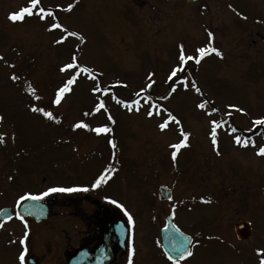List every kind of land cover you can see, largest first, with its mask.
<instances>
[{"label": "rangeland", "instance_id": "1", "mask_svg": "<svg viewBox=\"0 0 264 264\" xmlns=\"http://www.w3.org/2000/svg\"><path fill=\"white\" fill-rule=\"evenodd\" d=\"M174 1L171 10L164 0H0V209L12 214L0 222V264H20L22 249L29 256L33 242L48 238L55 254L76 244L79 231L94 232L89 213L101 199L129 227L127 252L115 264H129L130 252L132 264L264 257V124L255 123L264 119V0ZM25 7L31 14L10 19ZM181 50L192 59L180 62ZM66 64L73 68L61 71ZM78 122L87 127L74 129ZM182 132L185 146L172 148ZM161 185L170 199L159 196ZM70 186L76 193L46 195L57 212L31 227V241L15 215L20 197ZM63 193L75 196L67 207L59 206ZM169 212L193 237L192 255L177 263L159 247ZM244 220L252 230L238 240L234 224ZM34 255L58 264L57 255L35 248Z\"/></svg>", "mask_w": 264, "mask_h": 264}, {"label": "flooded vegetation", "instance_id": "2", "mask_svg": "<svg viewBox=\"0 0 264 264\" xmlns=\"http://www.w3.org/2000/svg\"><path fill=\"white\" fill-rule=\"evenodd\" d=\"M167 5L170 6V9L173 7V3H176L174 0H164ZM172 10V9H171ZM261 42L264 43V39H261ZM64 194V200L63 203H61V206H68V204H71L68 202V200H65L67 198H75L74 195H66ZM40 194H38L39 196ZM41 202H44L45 204H48L49 207V212L48 215L45 219H42L40 221H36L33 217H24L20 214H15L16 216L23 217L21 219L22 221L26 222V226H28L27 232L29 237L31 238V241H33L32 238V231L31 234H29V230H32V228L37 229L39 226H43L49 219L53 217V215L56 214L54 211V207L50 206V203L47 201V198L40 197ZM77 200V199H76ZM53 210L52 213L50 210ZM60 209V208H59ZM90 228L88 230L94 231L93 233L87 232V227L86 229L83 230V234L79 235V240L76 244L74 245H68L64 246L62 250H60L59 254H55L53 251V240L52 238H48L47 242H44L42 245H35L33 242V249H29V256H28V250L25 251V260L27 258L32 259L31 264H41L42 260H38V258L34 255V248L35 251L41 252L42 254L46 255L47 257L50 258V256L57 255L58 258V264H68L69 258H71L73 255H75L76 251L78 249H85L86 256L85 257H80L83 258L82 261H77L80 262V264H91L93 261H95V257H97V250L100 248L105 254L108 251H116L115 255V260L109 264H115L118 261V258L121 257L123 254H125L127 250V244L124 246L123 249H121L122 244L120 243L118 233L116 232V229H118V221L120 220V215L116 213L111 207H109L105 202L103 201H95L93 203V211L90 213ZM80 220V219H79ZM81 221V220H80ZM2 222V221H0ZM83 224V221H81ZM87 222L84 221V225L87 226ZM32 227V228H31ZM63 231L61 232L62 234H65V229H62ZM35 237L39 236L38 234H34ZM24 250V249H22ZM39 250V251H38ZM102 253L101 257L104 256L105 254ZM32 254V255H30ZM24 260V261H25ZM52 260L51 262H53ZM28 264V262H27Z\"/></svg>", "mask_w": 264, "mask_h": 264}, {"label": "snow or ice", "instance_id": "3", "mask_svg": "<svg viewBox=\"0 0 264 264\" xmlns=\"http://www.w3.org/2000/svg\"><path fill=\"white\" fill-rule=\"evenodd\" d=\"M31 4H32V6H36V5L38 4V0H31ZM70 9H71V5H69V10H70ZM41 11H43V9H41ZM24 13H29V14H31V8H30V7L22 8L19 12L11 14V15H10V19L13 20V21H15V20H17V19H20V18H22V16H23ZM41 18L43 19V17H41ZM51 26H52V28H60V27H61V25L58 24V23H54V24H52ZM71 35H76V34H75V33H71ZM209 36H211V33H209ZM81 39H83V37H81ZM209 50L212 51V52H215L218 56L221 55V53H220L217 49H215V48H210V49L200 48V49H198L197 51H198L199 53H201V54H204V53H206V52L209 51ZM185 59L191 60L192 57H185V55L183 54V50H181V54H180V56H179V61H180V62H183ZM73 60H75V57H73ZM197 63H199V60H197ZM70 68H73V64H66V65L64 66V68L61 69V71H64L65 69H70ZM177 71H178V69H176V68H173V69H172L171 75L169 76V79H170V80H171L173 77L176 76ZM13 78H15V77H13ZM68 83L71 84V83H72V80H69ZM193 88H195V90H196L197 92H200V89H199L198 87H196L195 84H193ZM67 91H69L68 85H65L64 87L60 88V89L57 91V93L55 94V100L53 101V103H55V104H59V103H60L61 93H64V92H67ZM101 107H102V105H101ZM198 107H199V108H204V107H205V104H204V103H201V104L198 105ZM32 111H35V112H41V113L43 114V116L48 117L49 119L52 118V114H51L50 112H48V111L43 110V109H39V108H35V107H34V108L32 109ZM212 111L215 112L216 109H215V108H212ZM241 111H242V109H241ZM151 114H152V113H149V115H151ZM169 118H170L171 120H174V121L176 120V117L172 116L171 114H169ZM176 122L179 123L178 121H176ZM255 123H256V124H264V119H259V120H257ZM212 124H213V131H212V137H213V139H212V143H213V145H215V144H216V139H215V125H216V122H215V121H212ZM72 127H73L74 129H76V128L87 127V125L78 122V123L74 124ZM159 127L161 128V130H163V129L165 128V125H164V124H161ZM93 131H95V132H97V133H103V132H108V131H110V129H109V128H106V127H97V128H95V129H93ZM182 135H183L184 139H182V140L180 141V143H178V144L171 145L172 148H174V149H179V148H181L182 146H185V142H186V140H187V138H188V133H184V132H182ZM237 140H239V138H237ZM217 154H219V153H217ZM258 154H260V155H264V147H261V148L259 149V153H258ZM172 158H173V159L176 158V152H175V151L172 152ZM101 179H102V178H101ZM99 182H101V181L98 180L97 183H99ZM95 186H96V185H93V187H95ZM76 190H77V189H73V188H49V189H47V191L41 193L40 195H41V196H46V195H48V194L51 193V192H57V191H60V192H72V191H76ZM85 190H86V189H85ZM29 198H30V199H33V200H36V199H40V196H30ZM23 199H25V197H24V196H21V197H20V200H23ZM112 203H116V201H112ZM0 211H3V209H0ZM20 218L23 219V217H20ZM128 219H129V222H132V217H131V215H129ZM24 243H25L24 239H21V240H20V244L23 245ZM25 251H26V249L22 250V251L20 252V254H19L18 259H19V261H20V264H24V260H25ZM258 251H259V250H258ZM185 254L188 255V256L192 255V253H191L190 251H187V250H186L185 253H181V258H183V256H184ZM168 259L171 260L172 257L169 256ZM129 264H132V261H131V252L129 253ZM259 264H264V257H262V258L260 259Z\"/></svg>", "mask_w": 264, "mask_h": 264}, {"label": "water", "instance_id": "4", "mask_svg": "<svg viewBox=\"0 0 264 264\" xmlns=\"http://www.w3.org/2000/svg\"><path fill=\"white\" fill-rule=\"evenodd\" d=\"M189 2H196L197 0H188ZM152 84L148 86V90H150ZM160 192L162 193V196L164 198L170 197V191L164 187L160 188ZM39 206V205H38ZM37 208V201L33 199L25 200L21 205V210H26L27 208ZM47 207L42 206L40 212L41 217H44L46 214ZM24 212V211H23ZM27 214V212H24ZM10 209L4 208L3 211H0V219H6L10 215ZM173 214L170 213L165 218V225L160 231V237H161V244L164 253L167 257L171 256V261L174 260H182L187 255L185 254L183 258H181V253H185L186 250L189 251V245L191 243V237L187 236L186 234L182 233L173 223L172 221ZM236 235L238 239H244L246 238L250 233V225L248 222H239L235 224L234 226ZM125 230L121 228L120 233L122 236V239H124L125 236ZM109 258H105L104 264L112 260L113 257L111 255L108 256ZM73 261V260H72ZM103 264V263H101Z\"/></svg>", "mask_w": 264, "mask_h": 264}]
</instances>
